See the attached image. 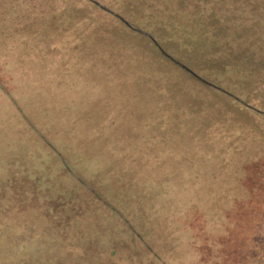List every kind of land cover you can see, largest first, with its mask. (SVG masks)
Returning <instances> with one entry per match:
<instances>
[{
    "label": "rangeland",
    "instance_id": "374dc122",
    "mask_svg": "<svg viewBox=\"0 0 264 264\" xmlns=\"http://www.w3.org/2000/svg\"><path fill=\"white\" fill-rule=\"evenodd\" d=\"M11 1L0 6V264L257 263L264 145L235 90L198 91L92 14L63 30L65 5ZM20 17L33 25L9 32ZM106 44L119 49L103 63ZM55 57L67 78L47 67Z\"/></svg>",
    "mask_w": 264,
    "mask_h": 264
},
{
    "label": "trees",
    "instance_id": "16d2710c",
    "mask_svg": "<svg viewBox=\"0 0 264 264\" xmlns=\"http://www.w3.org/2000/svg\"><path fill=\"white\" fill-rule=\"evenodd\" d=\"M53 1L59 4L57 10L65 5L64 17L69 19L59 22L63 30L71 29L74 19H81L82 25H86V16L92 14L99 22H94L95 25L104 32L111 30L134 41L135 48L140 42V50L143 47L147 50L143 54L147 58L142 60L152 66L162 65L173 77L177 75L184 82L191 81L198 91L211 88L221 92L219 87L222 86L235 90L233 103L237 107L242 105L245 116L255 118L254 127L259 129L257 135L260 134L256 140L264 145V0ZM11 2L0 0V6L5 3L9 8ZM74 2L79 4L75 11L84 17L75 16ZM113 5L116 11L110 10ZM12 7L17 9L16 4ZM15 22L16 25L6 22L7 30L14 34L18 33V23L20 26L21 22L33 25L27 23V18L20 17ZM102 39L106 43L105 38ZM105 48L104 54L99 56L103 63L119 49L108 44ZM122 53L130 54L128 50ZM57 62L55 57L47 67L58 68L57 75L67 78L68 69L61 68ZM74 66L71 65L70 71ZM246 94L250 100L245 106ZM204 181L209 182L208 179Z\"/></svg>",
    "mask_w": 264,
    "mask_h": 264
},
{
    "label": "flooded vegetation",
    "instance_id": "af4514ba",
    "mask_svg": "<svg viewBox=\"0 0 264 264\" xmlns=\"http://www.w3.org/2000/svg\"><path fill=\"white\" fill-rule=\"evenodd\" d=\"M256 262L258 264H264V256H258ZM257 263H255V264H257Z\"/></svg>",
    "mask_w": 264,
    "mask_h": 264
}]
</instances>
